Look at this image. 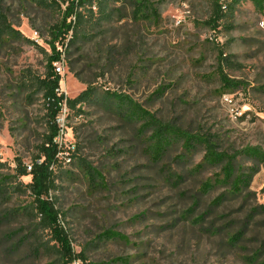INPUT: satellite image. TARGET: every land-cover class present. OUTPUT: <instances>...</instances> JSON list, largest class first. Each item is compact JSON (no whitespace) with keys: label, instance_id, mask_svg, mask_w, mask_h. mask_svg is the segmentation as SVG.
<instances>
[{"label":"rangeland","instance_id":"obj_1","mask_svg":"<svg viewBox=\"0 0 264 264\" xmlns=\"http://www.w3.org/2000/svg\"><path fill=\"white\" fill-rule=\"evenodd\" d=\"M149 1L157 17L146 10L136 15L140 0H119L107 11L110 19L87 26L66 54L60 83L65 96L74 99L90 84L98 94L110 90L130 97L183 131L210 136L219 151L264 150V15L243 2L214 32L206 25L211 0ZM0 5L22 35L0 46V162L6 165L1 178L14 175L17 158L31 165L47 134L42 96L25 84L45 75L50 31L62 13L49 0H0ZM220 51L228 57L224 72L246 84L233 93L222 92ZM236 108L244 113L239 119L232 115ZM69 126L78 153L70 167L59 169L54 196L84 264H264V166L241 197L210 208L226 189L199 193L219 172L192 171L204 149L181 160L182 148L175 145L154 163L147 152L149 134L138 135L139 125L103 105H79L71 110ZM237 166L253 163L239 157ZM22 181L28 184L31 177ZM30 202L29 193L13 190L9 200L0 201V264H61L45 249L55 244L48 232L32 233L29 210L21 209ZM108 230L128 241L102 238ZM241 231V241L230 245Z\"/></svg>","mask_w":264,"mask_h":264},{"label":"trees","instance_id":"obj_2","mask_svg":"<svg viewBox=\"0 0 264 264\" xmlns=\"http://www.w3.org/2000/svg\"><path fill=\"white\" fill-rule=\"evenodd\" d=\"M53 7L62 13L61 21L56 23L50 31V40L47 42L50 48V54L46 53V73L44 76H34L25 87L36 89V94H40L47 110V134L44 135L40 145L37 148L36 155L32 159L31 165H24L17 158L14 175L8 174L0 178V201H7L11 197V191H17L23 194L29 193L31 198L30 205L21 208L28 211L32 218L34 233L37 230L48 232L54 245L45 246L46 250H51L58 255L61 264H74L86 262L83 253L77 254L72 246V240L64 224V214L57 206V198L54 193L58 191L57 184L59 178V169L70 167L78 153L73 155V162L70 166H65L57 159V147L53 144V139L57 134L56 116L61 109L60 104L65 100L64 95H59L60 83L62 78L55 72L54 63L60 59L61 53L57 46H61L68 53L70 47L78 39L84 36L88 25L102 23L110 19L108 9L118 3L119 0H49ZM213 4L212 15L206 22L214 32L220 27V22L229 14L232 15L235 8L243 2H250L254 8L264 15V0H211ZM135 14H141L144 10L149 11L155 17L158 16L157 8L149 0H140L136 2ZM94 8L97 11H94ZM100 17L95 19V15ZM145 18L149 16H143ZM7 10L0 5V46L22 37L20 32L14 29L8 19ZM29 41V40H26ZM228 63V57L223 52L218 56V73L223 86V93H230L246 86L244 82L231 80L224 72L225 64ZM85 83V82H84ZM28 84V86H27ZM163 89L157 93L163 95ZM94 104L103 105L106 110L113 112L120 119L131 124L139 125L138 135H147V152L154 163L161 162L168 151L175 145H180L183 154L181 160L195 153L198 147L204 149L205 155L201 163L193 168V172L199 173L206 167L219 169L202 183L199 193L208 195L217 188L226 189L221 195L215 198L210 204V208H218L225 203L228 197H241L249 190L253 177L259 172L260 167L264 166V150L260 147H245L244 149L229 154L225 151H219L216 144L210 136L198 133L183 131L172 123H166L157 118L154 114L144 109L142 105L132 100L130 97L110 92L98 94L96 88L88 84V87L79 96L74 99L67 98V105L71 110H75L79 105ZM82 110H77V115L82 114ZM244 158L252 161L253 166L244 169L237 166L238 158ZM5 164L0 162V169H4ZM29 168L30 171H29ZM92 172L102 178L100 172L92 169ZM31 177L28 184H24V177ZM91 176V175H90ZM172 177V176H171ZM103 179V178H102ZM182 177L178 176V181ZM15 180L14 184L9 182ZM13 185V186H12ZM197 204V202L195 203ZM195 206L189 209L193 211ZM256 213V209L252 213ZM208 212L200 215L195 223L201 224ZM102 238L111 240L128 241V238L113 230L103 233ZM243 237V232L232 235L228 242L230 245L238 244ZM36 251L39 248H35ZM115 262L127 263V259L117 258Z\"/></svg>","mask_w":264,"mask_h":264},{"label":"built area","instance_id":"obj_3","mask_svg":"<svg viewBox=\"0 0 264 264\" xmlns=\"http://www.w3.org/2000/svg\"><path fill=\"white\" fill-rule=\"evenodd\" d=\"M227 0H221V2H225ZM96 9V8H94ZM261 27L264 29V20L261 21ZM58 52L61 53L60 59L54 63L55 72L62 76L64 74V66L66 62V54L61 46H57ZM58 94L64 95V92L58 90ZM67 98L65 96V100L62 104H60L61 109L59 114L56 116L55 122L57 127V134L53 139V144L57 147V159L62 162L65 166H70L73 162V155L77 152V143L74 140V136L72 133V129L69 126V118L71 115V109L67 105ZM232 103L231 101H229ZM243 111L238 108L232 110V115L235 119H239L243 115ZM31 168H29L30 171Z\"/></svg>","mask_w":264,"mask_h":264}]
</instances>
